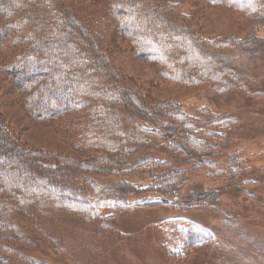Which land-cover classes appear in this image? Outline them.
I'll return each mask as SVG.
<instances>
[{
  "label": "trees",
  "instance_id": "obj_1",
  "mask_svg": "<svg viewBox=\"0 0 264 264\" xmlns=\"http://www.w3.org/2000/svg\"><path fill=\"white\" fill-rule=\"evenodd\" d=\"M202 1L264 27V0ZM202 20L203 12L169 0H0V264H51L32 254L35 240L73 260L70 245L49 230L53 219L67 218L98 237L106 219L129 208L214 206L215 193L187 188L193 173L206 180L240 176L237 156L216 162L227 116L207 107L188 114L150 93L166 83L205 87L203 65L193 60L198 54L219 78H234L239 69L227 46L206 35ZM227 43L241 54L251 50L233 36ZM120 58L146 63L155 74L149 84L133 82L117 66ZM233 84L259 93L258 86ZM12 102L78 156L21 144L1 113ZM174 233L181 247L165 256L178 263L212 243L194 222Z\"/></svg>",
  "mask_w": 264,
  "mask_h": 264
},
{
  "label": "rangeland",
  "instance_id": "obj_2",
  "mask_svg": "<svg viewBox=\"0 0 264 264\" xmlns=\"http://www.w3.org/2000/svg\"><path fill=\"white\" fill-rule=\"evenodd\" d=\"M169 1L179 2L188 13L203 12L206 35L217 38L220 46H227L229 57H233L239 70L233 79L223 75L219 78L220 70L210 62L204 63L198 54L193 60L203 65L199 64L207 80L205 87L186 88L166 83L150 91L151 96L158 101L177 102L188 114L207 107L227 116L229 135L223 138L222 155L216 162L223 164L226 157L237 156L241 161L240 176L228 179L214 174L217 179L206 180L201 173H193L187 188L197 186L215 193L214 206L185 210L169 205L129 208L115 219H106L110 225L107 229L103 226L96 229L102 234L98 237L88 233L92 231L88 228L70 224L67 218L53 219L52 223L47 222L51 224L49 230L55 238L70 245L73 260L59 259L46 244L37 240L35 249L31 250L35 257L51 264H264V27L257 29L254 21L242 20L225 8H211L202 0ZM230 36L251 50L237 52L227 43ZM117 66L133 82L148 85L155 75L142 61L120 58ZM240 68L244 69L243 76L239 75ZM238 81L245 87L257 89L258 86L259 93L248 95L252 93L249 90L236 91L233 82ZM223 86H227L225 91ZM17 99L6 98L7 101ZM1 113L9 124L6 125L26 148L78 156L51 126L31 122L17 104L7 103ZM151 153L169 161L173 158L168 153ZM187 221L204 227L212 235V243L193 254L191 260L178 263L165 255L181 247L174 228L184 227Z\"/></svg>",
  "mask_w": 264,
  "mask_h": 264
}]
</instances>
